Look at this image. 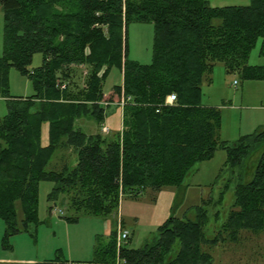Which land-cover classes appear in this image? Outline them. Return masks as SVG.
Returning <instances> with one entry per match:
<instances>
[{
  "label": "trees",
  "instance_id": "16d2710c",
  "mask_svg": "<svg viewBox=\"0 0 264 264\" xmlns=\"http://www.w3.org/2000/svg\"><path fill=\"white\" fill-rule=\"evenodd\" d=\"M0 9V98L7 99V114L0 118L3 248L8 237L30 232L38 222L42 182L53 184L48 201L65 204L77 216L105 218L116 215L124 195L151 192L155 201L167 188L181 193L197 166L218 149L227 151L226 164L234 169L257 158L260 147L253 145L264 144V131L231 144L221 141L219 109L202 106L201 85L216 63L243 80L264 79L263 67L248 65L258 40L264 57V0L222 8L207 0H0ZM131 22L153 26L149 64L128 57ZM35 54L41 64L30 70ZM10 68L29 78L32 96L9 95ZM77 68L88 70L81 88L70 82ZM112 69L122 81L105 95ZM170 94L176 101L167 105ZM120 99V132L102 136L78 127L88 120L100 128L108 106ZM253 168L249 183L226 181L216 200L191 207L193 219L176 217L173 206L140 248L123 245L116 254L111 231L105 247L94 248L98 259L92 264H113L116 256L124 264H212L209 248L236 241L246 230L264 232V152ZM231 186L232 209L207 237V206H221ZM212 216L220 217L219 209Z\"/></svg>",
  "mask_w": 264,
  "mask_h": 264
},
{
  "label": "rangeland",
  "instance_id": "374dc122",
  "mask_svg": "<svg viewBox=\"0 0 264 264\" xmlns=\"http://www.w3.org/2000/svg\"><path fill=\"white\" fill-rule=\"evenodd\" d=\"M2 31L3 20L0 9V57L2 55ZM260 44L261 41L258 40L250 52L248 65L264 68V57L259 56ZM127 45L130 60L140 64H149L153 49L152 24L129 23ZM40 64L41 55L35 54L30 70L37 68ZM87 73V69L77 68L74 78L70 82L81 88ZM121 81V73L117 69H112L104 81V94L108 95L111 88L121 84ZM8 82L9 95L12 97H30L34 94L29 78L21 75L14 68H10L8 72ZM201 91L202 106H213L219 109L221 117L219 138L221 141L231 144L243 136L255 135L264 131V79L260 81L243 80L236 74H227L223 65L216 63L208 77L203 80ZM120 102L121 99L118 103H111L106 109L105 125L110 129L113 127L112 117L116 118L117 126L122 124L119 121L120 111V117H122ZM6 114L7 99L0 98V118ZM77 124L81 129V122L78 121ZM45 125L47 124L42 126L41 139H46L48 143V131ZM97 127L94 122L89 121L81 130L85 133H87L85 130L94 132L97 131ZM113 132L116 131L113 130ZM108 135L110 134L106 136ZM253 146L260 147L259 153L256 155L257 158L253 155L244 159L238 168H230L226 164L228 163L227 151L218 149L209 160L203 161L197 166L196 171L187 178L186 189L181 193L173 188L162 190L175 191L173 204L175 216L182 218L186 214L187 218L193 219L195 214L190 208L199 205L203 199L205 201L216 200L218 192L222 190L220 187L226 181L235 182L242 178L249 183L255 171L253 167L264 152L263 143L260 146L259 144ZM52 188L53 184L50 182L40 183L38 222L32 226L30 232L8 237L4 244L5 248L2 247L4 225L0 219V225H2V229H0V258L8 257L13 260L29 258L34 260L33 264L47 262L89 263L98 259V257L95 258L93 250L95 247L100 250L105 247L111 231L116 232L115 249L118 250V246L120 248L126 245L117 242L119 229L128 231L127 244L130 248L137 249L150 242L161 225L158 224L160 218L154 222L158 207L156 206L157 197L154 201L155 195L153 197L151 192H144L133 197L128 195L120 197L116 215L104 218L77 216L65 204L59 201H48L47 196ZM228 190L221 206L217 207L211 204L207 206L210 219L205 227L207 237L214 235L227 213L232 209L233 187L231 186ZM176 197L180 200H176ZM50 208H52L51 213L49 212ZM187 209L190 210L186 212ZM217 209L220 211V217L213 218L212 215ZM236 237V241H225L208 249V253L212 256V264H264V232L254 233L246 230ZM117 263L120 264V261L116 256L113 264Z\"/></svg>",
  "mask_w": 264,
  "mask_h": 264
},
{
  "label": "crops",
  "instance_id": "0c3cea01",
  "mask_svg": "<svg viewBox=\"0 0 264 264\" xmlns=\"http://www.w3.org/2000/svg\"><path fill=\"white\" fill-rule=\"evenodd\" d=\"M207 2L213 8H222V7H230V6H247V5H249L250 0H207ZM23 98H26V97H23ZM206 107H213V106H206ZM215 108H217V107H215ZM105 114H106V112H105ZM106 116H107V114H106ZM120 116H121V111L119 112V121H121ZM106 118L107 117H105V120H106ZM105 120H104V123L101 125V127L103 125H105ZM111 121H112L113 127L111 129L109 128L108 134L115 133V132H113V130H115L116 132H119L121 127H122L121 123L119 124V126H117V121H116L115 117H112ZM79 122H81L82 127H84L87 125V122H89V121L88 120H80ZM79 125H80V123H79ZM45 127H47V131H48V125H45ZM82 127H81V129L83 130ZM101 127L100 128L97 127V131H94V132H88L89 130L88 131L85 130V131L87 132V134H95V133L101 134L100 133ZM41 142H42L43 146L47 145L46 139H44V138H43V140L41 139ZM157 195L158 196H157V200H156V206L158 207V211H157L156 217H154L155 218L154 222H156L160 218L158 224H162L171 214V209H172V206L174 204V199H175L176 193H175V191H161ZM3 225H4V222H3ZM0 229H2V225H0ZM4 229H5V226H4ZM0 233H1V231H0ZM126 245H127V247H129V244L126 243ZM93 252H94V250H93ZM92 261L89 263H86V262H64V263L65 264H92ZM2 263L3 264L4 263L33 264L34 260L29 259V258L13 260L11 258L5 257V258H0V264H2Z\"/></svg>",
  "mask_w": 264,
  "mask_h": 264
},
{
  "label": "built area",
  "instance_id": "2783aa9c",
  "mask_svg": "<svg viewBox=\"0 0 264 264\" xmlns=\"http://www.w3.org/2000/svg\"><path fill=\"white\" fill-rule=\"evenodd\" d=\"M234 84H236V82H234ZM65 87V85H61V89H63ZM176 101V97L175 95L173 94H170L166 97V100H165V104L167 105H172L174 102ZM125 102L123 101V99L121 100L119 106L122 107L124 106ZM107 104H105L106 106ZM101 134L103 136H106L108 133H109V127L107 125H103L101 127V130H100ZM128 239V231H122L121 229H119V232H118V236H117V242L118 243H122V244H125L126 241ZM118 249H119V246H118ZM118 252V250H117ZM119 259L120 261V264H124V261L123 260H120V258H117ZM118 264V263H117Z\"/></svg>",
  "mask_w": 264,
  "mask_h": 264
}]
</instances>
